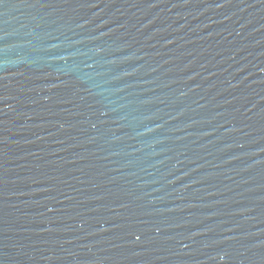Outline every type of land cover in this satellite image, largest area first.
I'll return each instance as SVG.
<instances>
[{
    "label": "water",
    "instance_id": "95a60500",
    "mask_svg": "<svg viewBox=\"0 0 264 264\" xmlns=\"http://www.w3.org/2000/svg\"><path fill=\"white\" fill-rule=\"evenodd\" d=\"M0 264H264V0H0Z\"/></svg>",
    "mask_w": 264,
    "mask_h": 264
}]
</instances>
